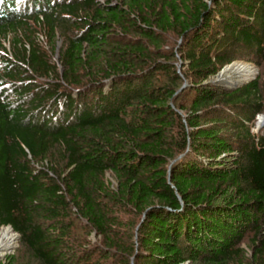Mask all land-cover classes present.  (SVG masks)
I'll return each instance as SVG.
<instances>
[{
  "label": "trees",
  "instance_id": "16d2710c",
  "mask_svg": "<svg viewBox=\"0 0 264 264\" xmlns=\"http://www.w3.org/2000/svg\"><path fill=\"white\" fill-rule=\"evenodd\" d=\"M239 59L264 0H0V264H264V81L208 82Z\"/></svg>",
  "mask_w": 264,
  "mask_h": 264
},
{
  "label": "bare ground",
  "instance_id": "6f19581e",
  "mask_svg": "<svg viewBox=\"0 0 264 264\" xmlns=\"http://www.w3.org/2000/svg\"><path fill=\"white\" fill-rule=\"evenodd\" d=\"M255 74V69L250 64L244 62H233L226 66L223 71L215 77L219 83L231 85L246 82ZM9 227L0 228V259L8 252L12 251L17 244L18 237Z\"/></svg>",
  "mask_w": 264,
  "mask_h": 264
},
{
  "label": "rangeland",
  "instance_id": "374dc122",
  "mask_svg": "<svg viewBox=\"0 0 264 264\" xmlns=\"http://www.w3.org/2000/svg\"><path fill=\"white\" fill-rule=\"evenodd\" d=\"M41 39H42L43 42H45L44 37H41ZM5 45L9 48V43H8V42H6ZM235 62H244V63L250 64L252 67H254V69H255V74L249 79V81L254 80L255 78H257V77H259V76H260V78L262 79V81H264V60H263V62H262V64H263L262 67H260L259 65L255 64L254 62L248 61V60H246V59H239V60L234 61V63H235ZM225 68H226V67H225ZM215 80H216L215 77H212V78H210V79L208 80V82H214ZM247 81H248V80H247ZM245 83H246V82H245ZM212 84H213V83H212ZM219 84H220V85H217V86H221V87H222L223 84H222V83H219ZM223 87H224V86H223ZM252 130H253V132H256V133H257V132L260 133V132H263V131H264V113H261V114H259V115L256 116L255 127H253ZM108 178H109V180H112V181H113V178H112V176H111L110 174H108ZM1 228H2V227H1ZM14 234H16V233H14ZM16 235H17V234H16ZM91 237L93 238L94 241L97 240V237H96L95 234H93ZM242 246L246 247V242H243V243H242ZM19 248H20V243H19V240H17V244H16V246L13 248V250H12V252H11L10 254L15 253ZM7 255H8V254H7ZM4 257H5V256H4ZM4 257H2V258L0 259V261L3 260ZM185 264H186V263H185Z\"/></svg>",
  "mask_w": 264,
  "mask_h": 264
},
{
  "label": "water",
  "instance_id": "95a60500",
  "mask_svg": "<svg viewBox=\"0 0 264 264\" xmlns=\"http://www.w3.org/2000/svg\"><path fill=\"white\" fill-rule=\"evenodd\" d=\"M59 45H60V43H59ZM232 64V63H231ZM226 67V66H225ZM224 67V68H225ZM224 68L221 70V71H223L224 70ZM221 71L216 75V76H214V77H218V75L221 73ZM246 82H248V81H246ZM209 83H213V84H215V85H220L219 84V82H217L216 80L214 81V82H209ZM245 83V82H244ZM244 83H241V84H234V85H231V84H228V83H222L223 85L222 86H224V87H227V88H238V87H240L241 85H243ZM3 227V226H2ZM7 227H9L12 231H14L13 230V228L10 226V225H7ZM16 233V232H15ZM17 234V237H18V240H19V234L18 233H16ZM12 251H10V252H8L7 254H10ZM7 254H5V255H7Z\"/></svg>",
  "mask_w": 264,
  "mask_h": 264
}]
</instances>
